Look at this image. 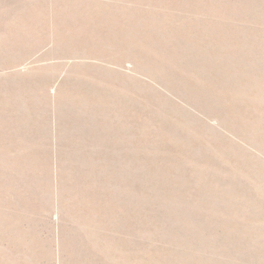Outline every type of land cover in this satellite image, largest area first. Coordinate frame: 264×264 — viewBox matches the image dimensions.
Returning <instances> with one entry per match:
<instances>
[{
  "label": "rangeland",
  "instance_id": "obj_1",
  "mask_svg": "<svg viewBox=\"0 0 264 264\" xmlns=\"http://www.w3.org/2000/svg\"><path fill=\"white\" fill-rule=\"evenodd\" d=\"M0 264H264V0H0Z\"/></svg>",
  "mask_w": 264,
  "mask_h": 264
},
{
  "label": "bare ground",
  "instance_id": "obj_2",
  "mask_svg": "<svg viewBox=\"0 0 264 264\" xmlns=\"http://www.w3.org/2000/svg\"><path fill=\"white\" fill-rule=\"evenodd\" d=\"M96 19V18H95ZM111 20V19H110ZM94 21V20H93ZM110 22V21H109ZM113 25V24H112ZM112 27V26H111ZM114 29V28H113ZM92 31H96L98 34H100L99 33V30H97V29H93ZM106 31H107V28H106ZM114 31V30H113ZM91 32V28L90 27H86V28H84V29H82V31L79 33V36H87V38H88V36L90 37V38H92L91 39V41H95L96 39H97V37H98V35H97V33H91L90 35H89V33ZM115 32V31H114ZM82 33V34H81ZM118 33V32H117ZM110 34V33H109ZM111 34H113V33H111ZM121 34V33H120ZM108 35V34H107ZM106 35V36H107ZM116 35V34H115ZM119 36V35H118ZM122 36H124V35H122ZM119 37H121V36H119ZM120 39V38H119ZM112 40H113V38H112ZM86 42V41H85ZM90 42V41H89ZM73 46H74V49L73 50H81L80 52H82L83 54H86V53H88V52H90L91 51V49L90 48H84V47H81V46H79L78 45V43H77V40H76V44H74V43H71ZM95 44V43H94ZM82 45V44H81ZM91 45V44H90ZM84 46V45H83ZM85 46H86V44H85ZM95 47V46H94ZM72 48V47H71Z\"/></svg>",
  "mask_w": 264,
  "mask_h": 264
}]
</instances>
